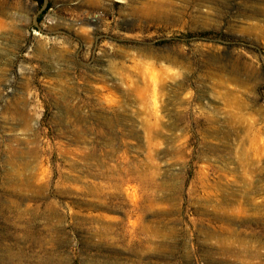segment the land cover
I'll list each match as a JSON object with an SVG mask.
<instances>
[{"label": "rangeland", "instance_id": "374dc122", "mask_svg": "<svg viewBox=\"0 0 264 264\" xmlns=\"http://www.w3.org/2000/svg\"><path fill=\"white\" fill-rule=\"evenodd\" d=\"M0 264H264V0H0Z\"/></svg>", "mask_w": 264, "mask_h": 264}, {"label": "bare ground", "instance_id": "6f19581e", "mask_svg": "<svg viewBox=\"0 0 264 264\" xmlns=\"http://www.w3.org/2000/svg\"><path fill=\"white\" fill-rule=\"evenodd\" d=\"M164 4H166L165 6H167V7H169V9H164V10H162L161 12V15L162 16H164V15H166V14H169L171 11H170V6H171V4H170V2H167V1H164ZM133 10H135V9H133ZM171 76V75H170ZM224 78V77H223ZM220 79H222V78H220ZM226 79V78H225ZM224 79V80H225ZM217 81H218V79H217ZM218 82H221V81H218ZM217 82V83H218ZM225 82V81H224ZM219 84V83H218ZM220 87H221V85H220ZM222 90H224V89H222ZM224 94H227V95H230L231 93H229V91H224V93L222 94L223 96H224ZM232 97V96H231ZM225 98V97H224ZM230 98V97H229ZM227 100V99H226ZM228 102V101H227ZM184 110H186L185 108H184ZM183 114V113H182ZM202 115H203V113H201ZM179 116V115H178ZM206 116V115H205ZM204 117V116H203ZM218 119V118H217ZM213 120H215V117H214V119ZM209 121V120H208ZM211 122H212V120H211ZM213 123V122H212ZM217 125V124H216ZM215 127V126H214ZM151 127H149V129H150ZM213 128V127H212ZM250 126L249 127H247V129L246 130H244V131H250ZM214 129V128H213ZM213 129H211V130H213ZM230 129V128H229ZM232 129V128H231ZM152 130V129H151ZM214 130H216V129H214ZM213 130V131H214ZM218 130H216V132H217ZM228 131V130H227ZM243 131V132H244ZM251 131H252V128H251ZM151 132H154V130H152ZM234 132V131H233ZM239 132V131H238ZM258 132V131H257ZM247 133V132H246ZM253 133V132H252ZM251 133V134H252ZM238 134V133H237ZM247 134H249V133H247ZM257 134V133H256ZM260 134V133H259ZM258 134V135H259ZM253 136H254V134H253ZM151 137V136H150ZM247 137V136H246ZM256 137V135L254 136V138ZM257 138V137H256ZM258 138H260V137H258ZM257 138V139H258ZM245 141H246V139H244ZM250 140V139H249ZM255 141V140H254ZM254 144V143H253Z\"/></svg>", "mask_w": 264, "mask_h": 264}]
</instances>
